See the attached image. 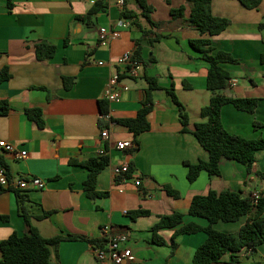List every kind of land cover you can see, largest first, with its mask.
Wrapping results in <instances>:
<instances>
[{"label": "crops", "instance_id": "1", "mask_svg": "<svg viewBox=\"0 0 264 264\" xmlns=\"http://www.w3.org/2000/svg\"><path fill=\"white\" fill-rule=\"evenodd\" d=\"M98 1L107 7L90 21L77 15L87 14ZM154 7L151 16L159 26L152 27L144 17L141 22L149 33L129 21L121 28L120 37L108 45L98 43V30L103 25L117 27L122 8L118 0H0V72L8 67L10 76L0 80V101H7L9 110L0 114V139L15 145L18 157L0 147L8 170L14 179L37 177L43 188L29 184L22 190L27 195V207L33 214L32 223L45 237L77 235L64 239L53 251L54 264H101L94 254L90 239H101V227L112 224L127 232L126 246L133 260L127 264H187L207 234L204 231L179 233L176 228L158 231L165 244L153 241V225L159 215L181 212L184 221L206 224V219L190 214L192 199L207 194L210 189H232L251 196L264 190V150L257 151L253 169L237 160L223 158L221 173L210 175L202 170L194 181L187 177L186 162L209 160V152L191 131L203 120L200 110L209 103L212 92L207 87L208 62L195 49L191 39L199 31L189 24V0H148ZM185 6L183 16L173 17L172 8ZM124 6L139 11L136 0H125ZM214 15L231 20L221 33L211 36L214 52L224 50L238 62H222L236 83L231 93L239 97H257L254 112L238 109L233 103L222 107V120L232 133L246 137H264V0L248 8L240 0H213ZM157 34L163 36L153 43ZM208 36V35H207ZM47 41L57 50L51 58L39 60L37 43ZM140 45L141 55L137 74H129L116 59ZM154 58V60L152 59ZM102 62V63H100ZM120 72L118 101H108L105 89L109 79ZM155 76L162 88L155 90L153 109L148 115L150 129L136 139L137 148L119 149L118 141L132 140L134 134L125 125L108 122L110 137L101 136L103 114L101 101L107 100L112 119L137 115L149 85ZM69 77L71 87L65 86ZM229 81V85H230ZM174 86L186 106L191 130H183L176 105L165 88ZM28 108H40L45 124L39 126L27 114ZM255 121L263 125L255 126ZM105 128V127H104ZM106 148L109 164L97 175L96 188L103 195L91 196L84 182L89 170L77 161L88 160ZM124 162L133 163L134 171L126 179L115 176L113 168ZM141 183L137 184L136 181ZM169 185L179 191V197L167 192ZM145 209L149 214L136 218L131 211ZM51 213L39 218L43 211ZM0 259L1 241L13 232L28 231L20 213L16 192L0 185ZM246 214L236 221H217L220 231L236 232L247 222ZM264 264V243L251 253L246 248L229 251L214 264Z\"/></svg>", "mask_w": 264, "mask_h": 264}, {"label": "trees", "instance_id": "2", "mask_svg": "<svg viewBox=\"0 0 264 264\" xmlns=\"http://www.w3.org/2000/svg\"><path fill=\"white\" fill-rule=\"evenodd\" d=\"M136 1L140 6L139 11L124 6L121 11V17L129 20L132 25L142 29L147 34L149 30L144 28L141 17H144L152 27L159 26L160 23L153 20L151 13L154 7L148 3V0ZM189 1L191 2L189 24L199 31L201 35H206L191 39L190 43L202 53L203 58L209 64L207 87L211 90L212 95L209 103L200 110V115L203 120L196 122L194 129L191 130L189 128V112L176 93L175 87L165 88L177 107L180 120L183 124V130H191L202 146L209 152V160L200 159L197 163L186 162L188 166L187 177L190 181H194L202 170H206L210 175L220 174L221 160L223 158L237 160L245 164L247 169L251 171L257 160V151L264 150V137L252 138L230 132L225 126L221 115L222 107L227 103H233L238 109L252 113L256 110L259 102L257 97H239L227 93V89L230 87L229 81L231 74L223 67L222 62H238V59L230 52L224 50L214 52L211 36L217 35L225 30L231 23V20L213 14V0ZM240 1L248 8H255L261 2V0ZM106 7V1H98L87 14L77 15V18L90 21L97 12L104 10ZM184 10L185 6L181 5L178 8H172L171 14L173 17L183 16ZM260 28L264 29V21L260 23ZM162 36V34H157L153 39H150V42L153 43ZM56 50L57 46L55 44L44 40L38 42L36 46V53L39 60L51 58L54 56ZM140 55L141 47L139 45L135 51V58L139 59ZM152 59L154 60V58ZM261 59L264 62V53L261 55ZM9 76L8 67H5L0 72V80L7 79ZM64 80L65 86L71 87L72 82H70V78L64 77ZM148 82L146 96L135 117L111 118L115 123L127 126L134 134L136 147L132 151L139 144L136 137L141 132L150 129L148 115L155 104V90L162 88L155 76H149ZM8 110V102L0 101V114L7 113ZM101 110L102 114H106L109 111L108 101L106 99L101 101ZM27 114L39 126H44L45 120L42 109L28 108ZM108 122L109 120L103 116L101 122L102 127L108 126ZM261 125H263L261 122L255 121V126ZM72 161L76 164H82L89 170L88 177L84 182L88 194L93 197L105 194V192L97 190L96 182L99 172L109 164V156L97 155L84 161H77L76 159ZM0 163L6 167L8 174L11 175L1 151ZM133 171L134 165L130 163V169L126 173V176L131 177ZM11 189L17 194L19 210L24 216L28 231L24 235L13 232L8 238L1 241L2 257L0 264H54L52 257L53 251L57 250L60 242L67 238L76 239L78 236H43L39 229L32 223L33 214L26 205L28 201L27 195L19 188ZM165 189L175 197H179L180 195L178 190L169 185H166ZM189 212L193 216L206 219V224H200L195 221L185 222L184 215L181 212H173L171 214L159 215V220L152 227L153 241L158 244H165L164 238L158 234L160 229L176 228L172 239L173 248L176 246L175 236L179 233L204 231L207 234L206 240L197 247L192 261L187 264H214L220 261L222 256L229 251L239 252L243 248H246L249 252L253 253L260 244L264 243V190L262 191V195L255 199L253 195L244 196L238 190L224 189L218 191L216 189H210L207 194H198L193 197ZM50 213V210L43 211L37 216L44 218ZM145 214H149V211L145 209L131 211L133 218ZM246 214L249 215L247 222L236 232L220 231L214 226L219 220L236 221ZM0 217L8 219L7 215H0ZM101 241V239H90V242L94 244ZM238 262L239 256L233 254L231 263L236 264Z\"/></svg>", "mask_w": 264, "mask_h": 264}, {"label": "built area", "instance_id": "3", "mask_svg": "<svg viewBox=\"0 0 264 264\" xmlns=\"http://www.w3.org/2000/svg\"><path fill=\"white\" fill-rule=\"evenodd\" d=\"M119 6L123 9L125 0H118ZM129 25V20L120 19L117 23V27H112L108 25H103L98 30V43L100 45H108L111 40L120 37L121 28L127 27ZM118 65L124 68L129 74H137V66L139 60L135 58L133 52L127 51L120 55L116 61ZM102 63V62H100ZM120 82V72L115 73L109 79L106 89H105V98L108 101H118L120 99V90L116 87ZM236 81H230V86L235 84ZM109 122H114L111 120L109 112L103 114ZM101 136L105 139L110 137L109 127L103 128L101 131ZM117 148L119 149H134L136 144L132 140L128 141H118L116 143ZM0 147L8 152H13L18 157H25L27 155L26 150L18 151L14 144L7 142L4 139H0ZM100 156L108 155L106 148L99 150ZM130 169V163L124 162L120 165H116L113 168L115 176H120L123 179H126V173ZM34 185L38 188H43L45 182L37 177H20L14 179L11 175L8 174V171L5 166L0 163V185L7 188H19L25 190L29 187V184ZM137 184H140L141 181L137 180ZM262 195V191H257L253 194L254 198L257 199ZM128 239L127 232L119 227H115L112 224H105L101 227V242L94 245V254L97 260L101 264H127L132 262L133 254L132 250L126 246V241Z\"/></svg>", "mask_w": 264, "mask_h": 264}, {"label": "water", "instance_id": "4", "mask_svg": "<svg viewBox=\"0 0 264 264\" xmlns=\"http://www.w3.org/2000/svg\"><path fill=\"white\" fill-rule=\"evenodd\" d=\"M227 93L230 94V95L235 96V94H232V93H231V89H227Z\"/></svg>", "mask_w": 264, "mask_h": 264}]
</instances>
